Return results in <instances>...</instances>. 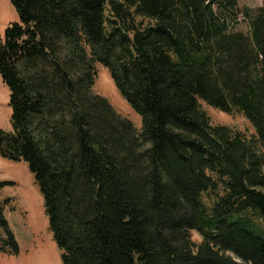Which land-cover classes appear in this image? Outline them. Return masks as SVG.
<instances>
[{
  "label": "trees",
  "instance_id": "trees-1",
  "mask_svg": "<svg viewBox=\"0 0 264 264\" xmlns=\"http://www.w3.org/2000/svg\"><path fill=\"white\" fill-rule=\"evenodd\" d=\"M11 1L0 155L33 175L63 264H264V0ZM97 65L139 131L93 92Z\"/></svg>",
  "mask_w": 264,
  "mask_h": 264
},
{
  "label": "rangeland",
  "instance_id": "rangeland-1",
  "mask_svg": "<svg viewBox=\"0 0 264 264\" xmlns=\"http://www.w3.org/2000/svg\"><path fill=\"white\" fill-rule=\"evenodd\" d=\"M237 1L240 8L256 9L263 5V0ZM15 21L18 14L12 1L0 0V36ZM235 30L247 32L248 22L240 17ZM96 68L93 92L106 98L116 113L131 121L139 131L141 116L121 95L109 69L101 65ZM9 99V89L0 77V129L4 131L12 129ZM202 107L213 124L233 127L247 136L254 133V128L242 115H230L206 104ZM193 238L199 241L196 233ZM61 254L49 229L43 197L26 163L0 155V264H63Z\"/></svg>",
  "mask_w": 264,
  "mask_h": 264
}]
</instances>
